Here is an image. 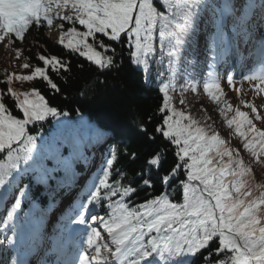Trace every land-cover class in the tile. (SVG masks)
<instances>
[{"label": "trees", "instance_id": "obj_1", "mask_svg": "<svg viewBox=\"0 0 264 264\" xmlns=\"http://www.w3.org/2000/svg\"><path fill=\"white\" fill-rule=\"evenodd\" d=\"M4 1L0 39L23 65L0 74V264H28L26 229L58 214L90 141L96 178L69 203L98 219L118 264H264V131L222 82L246 80L230 68L264 35V1L231 0L227 19L225 0H88L60 17L67 6L52 0ZM51 26L97 58L51 39ZM202 97L252 165L199 117Z\"/></svg>", "mask_w": 264, "mask_h": 264}, {"label": "rangeland", "instance_id": "obj_2", "mask_svg": "<svg viewBox=\"0 0 264 264\" xmlns=\"http://www.w3.org/2000/svg\"><path fill=\"white\" fill-rule=\"evenodd\" d=\"M55 6L66 5L67 8L61 9L57 8L54 10V14L56 17H60L63 12L65 14H72L75 16H80L82 10L87 6L88 0H52ZM263 0H260L262 2ZM48 13L45 14L47 16ZM51 39L63 44L64 46L77 51L78 53L93 59L97 58L96 52L87 44L86 40H83L79 37L72 36L66 34L59 30L56 27H52L46 32ZM60 34L61 38L58 37ZM264 44V43H263ZM23 65V58L21 56L20 49L14 47L10 41L7 39H0V74L5 76L8 73L14 77H18L20 75V68ZM23 79H21V83H23ZM260 82L255 81L254 79L241 83V87L237 88L231 87L228 83L223 82V89L230 100V102L235 105L241 99L244 100L249 107L257 110L259 115V123L258 128L264 131V79H259ZM16 89L18 90V86L16 83L14 84ZM203 99L197 103V101L193 102L194 106L202 108V110H198L200 113L199 117L204 121H209L213 123L214 132L225 142L229 143L230 146L234 149V153L240 157L247 165H252L251 160L248 158L247 154L242 150L239 146L238 142L235 140L234 133L230 130L226 124L222 121L221 115L215 108L210 100L206 97H202ZM248 107V108H249ZM205 114L207 116H205ZM98 153V148H96L95 142L90 141L85 149V155L83 156L81 162L75 167V175L78 178L79 182L85 178V185L88 188H91V183L94 178H96L95 170L88 171V167L91 166V162L87 161V155H91L92 158H95ZM90 156V157H91ZM87 164L86 170L87 173H84V167ZM254 173H257V170L253 169ZM57 216L54 213L51 214V222L49 223L50 229L60 228L63 224V219L69 218L73 220V224L71 227L70 234L77 235L79 234V238L74 237V241L79 244H83L87 234L91 231L92 238L86 242V246L88 250H84L83 253L71 251L68 252V249L62 245L58 236L53 237V235H49V228H46L45 233L41 235L43 240V245L46 252H38L36 257L30 260L29 264H66V261L71 262L70 256L76 255L78 257V261L76 264H113L115 250L109 244V237L104 235L102 231L96 226L98 219L93 218L88 221H84V217L80 212L79 208L74 207L72 203L63 204L60 206L58 210ZM2 214L0 213V218ZM30 235H36L37 232L30 231ZM60 232H57L59 234ZM63 233V232H62ZM70 254V255H69ZM66 256L68 259H66ZM9 258V257H8ZM75 261V260H74ZM116 263V261H115ZM114 263V264H115ZM241 264H248L246 260L241 262Z\"/></svg>", "mask_w": 264, "mask_h": 264}, {"label": "bare ground", "instance_id": "obj_3", "mask_svg": "<svg viewBox=\"0 0 264 264\" xmlns=\"http://www.w3.org/2000/svg\"><path fill=\"white\" fill-rule=\"evenodd\" d=\"M59 38H61L60 34L58 35Z\"/></svg>", "mask_w": 264, "mask_h": 264}]
</instances>
